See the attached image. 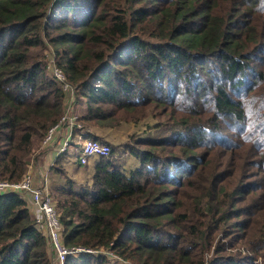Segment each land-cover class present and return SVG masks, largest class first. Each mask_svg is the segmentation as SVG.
<instances>
[{
	"label": "trees",
	"instance_id": "obj_1",
	"mask_svg": "<svg viewBox=\"0 0 264 264\" xmlns=\"http://www.w3.org/2000/svg\"><path fill=\"white\" fill-rule=\"evenodd\" d=\"M51 49L76 88L70 146L111 147L81 190L70 151L55 159L64 245L84 250L67 264H264V0H0L1 180L23 179L67 110ZM0 264H55L21 193H0Z\"/></svg>",
	"mask_w": 264,
	"mask_h": 264
},
{
	"label": "built area",
	"instance_id": "obj_2",
	"mask_svg": "<svg viewBox=\"0 0 264 264\" xmlns=\"http://www.w3.org/2000/svg\"><path fill=\"white\" fill-rule=\"evenodd\" d=\"M47 69L66 95L69 102L66 114L58 124L48 131L43 141L42 147L44 150H47L54 144L55 139L64 124H67L66 126L70 131V136L72 135L74 126L77 124V118L71 111L76 88L69 82L65 71L58 66L55 57L52 55H49ZM79 127L80 125H78V128ZM81 140L82 142L77 156V160L81 165H87L93 157L101 158L110 156V145L95 140L92 137H81ZM69 148L70 137H66L62 142V145L56 151L54 156L55 159L61 154L67 152ZM9 192L21 193L24 194L25 197H29L31 207L34 208L36 225L49 237L52 250L55 253V264H67V258L70 254L84 251L81 248L71 250L65 247L60 214L54 198L48 189L47 182L34 184L33 175L29 171L20 182H10L0 179V193ZM86 251L92 252L91 250Z\"/></svg>",
	"mask_w": 264,
	"mask_h": 264
},
{
	"label": "rangeland",
	"instance_id": "obj_3",
	"mask_svg": "<svg viewBox=\"0 0 264 264\" xmlns=\"http://www.w3.org/2000/svg\"><path fill=\"white\" fill-rule=\"evenodd\" d=\"M47 53H48V55L54 56L55 60H56L55 52L52 49L47 51ZM65 114H66V112H65ZM156 123H157V120L149 119V120L145 121L144 123L142 122L138 125L126 124L119 129H112V130L107 129V130H105L104 134H105V137L112 144H114V146L120 145L123 142H126L133 135H137L138 137L146 136L148 134L149 130L154 128ZM66 125L67 124H64L62 126V129L59 131L58 134L64 132V128H66L65 127ZM64 135L66 137L67 134L65 133ZM78 142H79V136L73 138L72 145L69 148L70 155H69L68 160L66 162L72 163V166L69 165V168L67 169L68 170V176L76 182V184H77L76 187L81 190L86 185L91 184V176L93 173V168H92L93 166H92V162H89L88 165H81L80 163H76L75 156H76V154L79 150V147H80V143H78ZM42 146H43V141L41 143V152L43 153L42 158L40 160H38L37 163H33L29 167L28 171L31 172V174L33 176L38 178L39 184L42 182H47L48 189H49L50 193L53 195L52 188L56 182H59L60 178H58V177L55 178V176L53 175L52 168H53V165L55 163V160L54 161L51 160V162H50V160L46 161L47 160V159H45L46 150H44ZM116 157L119 160V162H121L123 164V166H124V168L128 174L139 167V161L137 159H135L134 157L130 156L128 153H125L124 151H118L116 153ZM73 161H75V162H73ZM49 174L51 176H49ZM45 180H47V181H45Z\"/></svg>",
	"mask_w": 264,
	"mask_h": 264
},
{
	"label": "crops",
	"instance_id": "obj_4",
	"mask_svg": "<svg viewBox=\"0 0 264 264\" xmlns=\"http://www.w3.org/2000/svg\"><path fill=\"white\" fill-rule=\"evenodd\" d=\"M64 132L67 134L66 137H68V138L70 137V140H71V136H72V135L70 136V131H69V129L64 128ZM64 132L58 134L57 137H56V139H55L54 144L46 150V153H45V159H47L46 161H49V160H50V162H51V160H52V161L55 160V157H54V156H55V154H56V151L59 149V147L62 145V142H63L64 139L66 138L65 135H64V134H65ZM64 137H65V138H64ZM79 149H80V147H79ZM78 153H79V151L77 152V154H76V156H75L76 163H79L78 160H77ZM99 159H100L99 157H93V158H91L90 161H89V162H92L93 172H94V169H95V165H96V163L99 161ZM73 162H75V161H73ZM88 164H89V163H88ZM88 164H87V165H88ZM69 165L72 166V163H71V162H65L66 170L69 168ZM34 169H35V168H34ZM35 170H36V169H35ZM67 171H68V170H67ZM92 174H93V173H92ZM49 176H51V175L49 174ZM49 176H48V177H49ZM33 179H34V184H38V178L35 177V176H33ZM27 199H28L29 206H30L31 210H32V212L34 213V208L31 207V202L29 201V197H27Z\"/></svg>",
	"mask_w": 264,
	"mask_h": 264
}]
</instances>
